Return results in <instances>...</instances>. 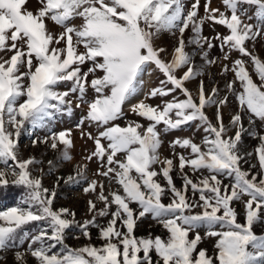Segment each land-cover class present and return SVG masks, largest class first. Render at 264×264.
<instances>
[{
    "label": "snow or ice",
    "instance_id": "6c2138e0",
    "mask_svg": "<svg viewBox=\"0 0 264 264\" xmlns=\"http://www.w3.org/2000/svg\"><path fill=\"white\" fill-rule=\"evenodd\" d=\"M27 2L0 0V189H25L17 206L0 211V252L27 243L15 253L17 264H27V254L36 264H264V235L253 230L264 218V58L254 50L258 38L264 39V0H222L224 11L210 8L211 0H205L203 16L201 0H192L190 6L184 0H38L35 13ZM77 18L79 26L72 23ZM49 21L62 31L52 33ZM206 22L223 26L227 34L204 36ZM186 31L191 33L187 40ZM162 33L176 37L170 59L164 55L167 49L157 45ZM189 46L192 52L186 51ZM214 47H219L222 60L230 61L221 65V74L232 73V79L225 80L223 95L215 86L206 90L201 80L194 96L186 82L203 74V65L198 67L194 57L199 54L205 64H214L216 59L209 57ZM232 52L239 53L234 60ZM85 64L87 71L81 67ZM151 72L164 79L145 99H172L162 106L143 100L131 105L130 111L147 125L135 120L123 127L116 124L126 119L123 106ZM61 84L66 91L58 90ZM177 91L183 100L173 95ZM229 94L237 102L229 121L232 136L222 117ZM72 97L75 107H86L76 126L93 142V151L84 159L97 162L93 175L101 178L89 179L87 164L58 177L95 194L96 200L88 202L91 219L83 222L70 209L53 208L55 191L44 188L31 170L39 161L19 153L24 132L34 146L46 143L54 151L62 147L61 162L72 160L71 129L54 132L50 127L58 116L72 114ZM210 106L216 108L215 123L205 113ZM85 122L97 129L95 134L83 130ZM193 122L206 134L201 143L177 138L169 145L173 158H161L162 133ZM45 128L47 135L35 136V130ZM244 133L259 142L258 164L251 165L255 172L241 167L245 155H253L240 152ZM177 147L189 154L176 153ZM48 164L51 171L53 162ZM186 167L200 177L194 181ZM177 169L181 188L172 177ZM169 193L165 204L162 198ZM97 201L103 207L98 208ZM236 202L243 205L244 223L238 220ZM149 216L166 230V238L134 236L137 221ZM32 222L43 223L34 232L25 230ZM72 227L79 229L75 238L83 236L89 243L67 245L66 230ZM91 228L98 230L100 247L91 243ZM205 238L215 240L211 255L198 248Z\"/></svg>",
    "mask_w": 264,
    "mask_h": 264
},
{
    "label": "rangeland",
    "instance_id": "374dc122",
    "mask_svg": "<svg viewBox=\"0 0 264 264\" xmlns=\"http://www.w3.org/2000/svg\"><path fill=\"white\" fill-rule=\"evenodd\" d=\"M192 0H184V3L186 6H190ZM204 4L205 0H201V6L199 9V15L203 16L205 14L204 12ZM210 8H219L221 11H224V6L222 3V0H211L210 2ZM26 7L33 11L34 13L38 10L40 7V4L38 3V0H28ZM248 15H252V12L249 11ZM251 23V21H246ZM75 26H79L81 23L80 19H75L72 22ZM48 28L52 33H60L62 29L55 25L53 22H48ZM216 33L221 34H227V30L221 26V25H214L211 22H206L203 26V32L202 34L206 37H212L215 36ZM191 35L190 31L185 32V39L187 40L189 36ZM176 37L171 35L170 33H162L160 38L157 40V45L159 47H163L167 49V53L164 54L166 58L170 59V54L173 52L174 46L176 45ZM249 43V47H253L251 42ZM62 46V45H60ZM255 53L261 57L264 58V39H259L254 45ZM81 51L83 49L81 48ZM186 51L192 52L193 46H189L186 48ZM198 51V50H197ZM4 53H0V56H3ZM10 55V54H9ZM239 56V53L232 52L231 58L232 60L236 59ZM209 57L216 59V63L214 64H205L204 61L201 59L200 55L197 54L194 57V63L199 67L203 65L201 68V72L203 73L201 76L197 77L195 80H191L186 82V87L192 92V94L195 96L197 94L199 82L202 80L204 82V86L206 90H211L212 87H218L221 89V94H224V88H225V80H231L232 79V73H228L227 76L222 75V68L221 65L225 63H230V61H224L221 59L222 53L219 49V47H214L211 50H209ZM7 58V57H5ZM82 67L83 71H87V68L89 67L88 64H85ZM249 71L251 72V68H249ZM148 74V73H147ZM150 79V86L147 90V93L150 92L152 89L160 86V81L164 79L162 74L159 72H151L148 74ZM92 77L90 76L89 79ZM255 79V76H254ZM59 91H66L67 86L65 84H61L59 86ZM146 93V94H147ZM173 95L177 96L180 100H183L184 97L177 91ZM94 96L93 91L89 88L87 92V98L91 99ZM172 96L168 97H157L152 99H145V97L142 99L145 103L151 104L153 106L155 105H163V101L165 100H171ZM73 100V111L71 115H61L58 116L55 122L50 126L51 130L54 132H59L63 130L71 129V138L73 141V146L70 149V155L72 156V160L67 162H61V153H62V147L58 150H52L48 144L38 142L35 144V146L32 144V137H30L28 134L22 132L20 138H19V153L21 158L27 159V158H35V160L39 161L38 164L31 166V170L33 172V175L40 178L42 181V185L44 188H47L49 190H54L56 193L55 199L53 201V208L54 209H61V208H67L70 209L75 213V219L79 222H83L85 220L91 219V214L88 210V202L89 200H96V196L94 193H85L82 190V185H76V184H68L65 183L63 179L58 181V177H67L69 174H72L74 172V169L76 166L87 164V175L89 179H101L99 177H95L93 173L96 171L98 164L95 160L89 162L84 159L85 156L89 155L94 148L92 140L88 139L87 136L81 135V129L78 128L76 125L79 123L80 119L86 115V107L84 105H81V107L77 108L75 107L76 100L75 97H72ZM229 100L230 103L226 105L222 109V117L223 122L226 126H228V135L232 136L234 134V129L231 128V125L229 123L231 116L235 111H237V102L234 100V98L229 94ZM123 112L126 117L124 120H117L115 123L119 124L120 126H125L127 121H138L142 124L147 125V121L143 120L142 118L137 117L134 113L130 111V107L128 108L127 102L123 106ZM205 113L210 121L213 123L216 122V108L215 106L206 107ZM244 124L245 126H248L247 118H244ZM199 122H193L190 125L182 126V130H173L167 133H162L161 140H162V146L160 148V155L161 158L167 157V158H173L172 157V149L170 148V142L176 140L177 138L184 139L188 138L191 139L194 143L200 144L202 141V138L206 135L203 131V128H198ZM257 126H260V122L257 121ZM160 128H163V125L160 126ZM85 132H92L95 134L97 129L93 127H88L87 122H85V127L83 129ZM48 134V129H37L35 130V136L40 137L41 139ZM258 140L252 138L247 133H244L242 135V140L239 145L241 154L246 153H253L252 156L245 155V159L241 161V167L244 170H251L252 172H255L256 169L251 168V165L258 164V157L255 154V148L258 146ZM176 153L183 154L187 156L189 154L190 150L187 149H181L177 147L175 149ZM48 161H52L54 167H52L51 171H49V164ZM174 163L178 164V160L174 161ZM157 168L160 166L157 165ZM42 169V171L40 170ZM186 173H188L189 177L192 178L194 181H196L200 174L196 173L195 175L190 171L189 168H185L184 170ZM172 177L174 180V183L177 188L182 187L183 178L181 174L179 173L178 169L174 170L172 173ZM9 180H11V176L9 175ZM159 182L164 185L165 182L162 178L157 177ZM228 181L225 180V183ZM58 185V186H57ZM116 187L115 184L112 185V189L114 190ZM105 188L106 192L109 190L107 182H105ZM24 192L21 194H17L10 202H2L0 204V211L7 210L10 207L17 206L18 202L21 201L24 197ZM192 193L191 191L188 192V196L191 197ZM163 203L168 204L171 199V194L165 195L163 198ZM198 199V195L196 197ZM235 207V210L238 213V220L241 223H244V208L243 205L239 202L234 203L233 205ZM97 207L101 208L103 205L97 201ZM132 207H136L135 205H132ZM195 211L199 212L200 209L197 208ZM97 220L100 224L106 223V218H100L97 217ZM43 222H40L39 224L37 222H32L28 225H25V230L29 231H36L38 230V227ZM33 224V225H32ZM253 230L257 235H264V218L258 220L253 225ZM201 235H204V230L199 229ZM134 236L136 237H147L149 234H151L153 237L155 236H161L162 238H166L167 233L166 230L163 229L162 225L157 223L155 220H153L150 216L146 218H142L137 221L136 227L134 228L133 232ZM79 235V229L76 227H72L68 230H66L65 234V242L67 245L71 246L72 248H79L81 246H84L89 243V241L84 238L83 236H80L78 239L75 238ZM90 235L92 237L91 243L97 247H100L103 244V241L98 239V230L96 228L90 229ZM191 235V234H190ZM215 243V240L213 238H205L202 240V242L199 244L198 248L207 249L209 255L213 253V245ZM27 248V243H25L22 247H11L8 250L0 252V264H17L16 261V251L20 250L23 251ZM25 259L27 261V264H36V261L33 257H31L30 254H27L25 256Z\"/></svg>",
    "mask_w": 264,
    "mask_h": 264
},
{
    "label": "trees",
    "instance_id": "16d2710c",
    "mask_svg": "<svg viewBox=\"0 0 264 264\" xmlns=\"http://www.w3.org/2000/svg\"><path fill=\"white\" fill-rule=\"evenodd\" d=\"M22 192H24L23 188L11 185L7 188L0 189V204L2 202H10L17 194H21Z\"/></svg>",
    "mask_w": 264,
    "mask_h": 264
},
{
    "label": "bare ground",
    "instance_id": "6f19581e",
    "mask_svg": "<svg viewBox=\"0 0 264 264\" xmlns=\"http://www.w3.org/2000/svg\"><path fill=\"white\" fill-rule=\"evenodd\" d=\"M149 86H150V79L148 74L146 73L143 76V84L141 85V89L138 91L137 95L134 98H132L130 101L127 102L128 108L131 107L132 104L141 101L145 97Z\"/></svg>",
    "mask_w": 264,
    "mask_h": 264
}]
</instances>
